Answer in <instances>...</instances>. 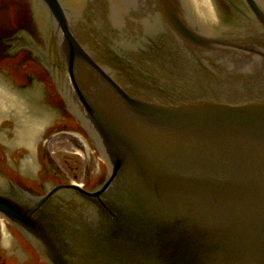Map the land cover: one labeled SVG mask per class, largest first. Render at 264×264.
I'll list each match as a JSON object with an SVG mask.
<instances>
[{"label":"water","instance_id":"1","mask_svg":"<svg viewBox=\"0 0 264 264\" xmlns=\"http://www.w3.org/2000/svg\"><path fill=\"white\" fill-rule=\"evenodd\" d=\"M42 1L58 81L101 156L85 137L83 183L105 173L102 159L107 173L41 196L0 188V210L50 264H264L259 4L244 0L263 28L227 35L211 33V0H191L196 18L188 0H93L88 23ZM30 9L18 0V14ZM31 120L20 139L32 144L42 119ZM61 189L74 197L56 201Z\"/></svg>","mask_w":264,"mask_h":264},{"label":"flooded vegetation","instance_id":"2","mask_svg":"<svg viewBox=\"0 0 264 264\" xmlns=\"http://www.w3.org/2000/svg\"><path fill=\"white\" fill-rule=\"evenodd\" d=\"M30 13L18 14V0H0V188L20 189L30 196H41L53 186L74 182L51 163L45 167L47 139L53 133L68 132L76 140L72 147L85 146L86 128L69 106L51 70L48 23L39 19L38 3L28 0ZM219 22L217 27L248 29L256 22L243 0H212ZM24 15V17H22ZM245 22L244 26H240ZM232 26V27H233ZM41 118L40 129L32 144L21 140V130L31 131L32 116ZM73 123V125H71ZM61 130H56V127ZM44 141V142H43ZM98 179L84 187L98 185ZM74 193L61 189L58 202L68 200ZM0 264H49L32 241L0 210Z\"/></svg>","mask_w":264,"mask_h":264},{"label":"rangeland","instance_id":"3","mask_svg":"<svg viewBox=\"0 0 264 264\" xmlns=\"http://www.w3.org/2000/svg\"><path fill=\"white\" fill-rule=\"evenodd\" d=\"M44 146L49 148L50 153H46L54 164L65 172L72 180L82 182L85 179L87 171L88 144L81 149L72 147L73 140L77 138L68 132L53 133L46 138ZM85 140V139H84Z\"/></svg>","mask_w":264,"mask_h":264}]
</instances>
